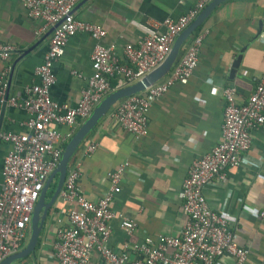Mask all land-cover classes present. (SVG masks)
Returning a JSON list of instances; mask_svg holds the SVG:
<instances>
[{"label": "crops", "instance_id": "0c3cea01", "mask_svg": "<svg viewBox=\"0 0 264 264\" xmlns=\"http://www.w3.org/2000/svg\"><path fill=\"white\" fill-rule=\"evenodd\" d=\"M195 3L196 0H82L74 7L73 16L100 26L106 32L103 45L115 46L117 56L122 57L127 44L161 29L167 18L178 19ZM263 20L264 0L220 4L200 27L199 33H205V38L193 75L152 104L148 136L134 141L107 115L72 156L68 167L80 165V192L93 203L106 193L108 178L119 165L129 164L112 208L134 220L137 227L127 237L114 222L110 240L114 251L119 253L126 242L139 244L180 235L186 222L180 197L182 183L191 164L220 140L224 88L235 87L238 100L246 101L264 75ZM41 26L40 21L28 17L19 0H0V44L14 48L7 61L0 59V77L6 72L10 97L24 99L25 89L38 83L35 71L43 62L53 32V27H48L37 35ZM194 36L183 45L179 57ZM94 43L87 34L75 35L54 66L56 81L51 98L59 105H78L92 75ZM239 55V65L231 74ZM27 118L23 109L9 105L0 108V127L4 131L27 133ZM251 137V150L246 156L249 163L229 169L225 183L212 182L203 194L209 208L227 220L237 243L248 251L245 264H264V125L253 129ZM90 142L98 147L93 155L85 157L83 152ZM9 149L8 144L0 142V190L3 161ZM56 185L55 179L46 192V203ZM62 209L57 198L48 211L34 252L12 264H57L52 244L56 232L69 226ZM29 236L30 229L26 245ZM216 264H233V259L224 256Z\"/></svg>", "mask_w": 264, "mask_h": 264}, {"label": "built area", "instance_id": "2783aa9c", "mask_svg": "<svg viewBox=\"0 0 264 264\" xmlns=\"http://www.w3.org/2000/svg\"><path fill=\"white\" fill-rule=\"evenodd\" d=\"M80 1L19 0L28 17L42 23L37 35L48 27L54 30L43 62L35 71L38 83L25 89L24 99L10 97L6 72L0 77V108L9 105L23 109L28 116L27 133L16 134L0 127V142L10 146L1 171L0 264L18 253L21 243L27 240L40 193L61 160L63 146L74 136L79 124L111 92L134 84L162 64L177 36L213 0H196L178 19L167 18L161 29L127 44L122 57L117 56L115 46L103 45L106 32L100 26L74 18L73 9ZM78 34H87L95 42L91 54L92 75L78 105L69 107L52 100L51 88L56 81L54 66L63 57L70 38ZM204 38L205 33L194 36L164 79L143 93L121 100L108 113L134 141L139 142L149 134L152 104L193 75ZM13 49L0 44V59L7 61ZM72 75L82 77L77 72ZM112 82H115L114 89ZM223 99L220 140L209 153L191 164L182 183L180 197L186 222L179 236L139 244L126 242L119 253L114 251L110 246L114 222H118L127 237L137 227L134 220L115 213L112 208L115 197L121 193L122 178L129 164L119 165L108 178L106 193L93 203L80 192V165L74 163L68 167L58 195L63 205L61 214L69 226L56 232L52 244L57 264H93L94 260L98 264H216L224 256L232 258L233 264H245L248 251L237 243L227 220L209 208L203 190L212 182L225 183L229 169L249 163L246 156L252 146L251 132L264 125V75L246 101L238 100L233 86L224 88ZM97 147L95 142H90L84 156L93 155Z\"/></svg>", "mask_w": 264, "mask_h": 264}, {"label": "water", "instance_id": "95a60500", "mask_svg": "<svg viewBox=\"0 0 264 264\" xmlns=\"http://www.w3.org/2000/svg\"><path fill=\"white\" fill-rule=\"evenodd\" d=\"M231 0H213L210 2L195 18V20L181 33L177 36L169 54L166 59L152 72L135 82L134 84L123 87L119 90L111 92L107 95L93 110L90 117L85 120L74 136L70 139L63 150L61 160L57 168L48 177L41 193L39 199L35 205V208L31 217L30 224V236L26 247L9 257H7L1 264H12L15 261L24 259L31 255L38 243L39 235L44 225L48 211L52 208L56 202L58 195L63 187L69 162L72 156L78 151L86 137L96 128L99 122L108 115L112 108L121 100L143 93L150 87L164 79L169 72L172 70L173 66L177 62L181 49L186 41L202 26L205 20L211 15V13L223 2ZM232 1H246V0H232ZM54 30V28H53ZM240 55L237 57L233 64V69L231 74L237 69L240 62ZM6 106V105H5ZM57 180V185L55 191L48 203L46 200V192L53 182Z\"/></svg>", "mask_w": 264, "mask_h": 264}, {"label": "trees", "instance_id": "16d2710c", "mask_svg": "<svg viewBox=\"0 0 264 264\" xmlns=\"http://www.w3.org/2000/svg\"><path fill=\"white\" fill-rule=\"evenodd\" d=\"M199 32H200V28L194 33V35L196 36L197 34H199ZM114 86H115V82H112V87H113V89H114ZM119 103V102H118ZM117 103V104H118ZM116 104V105H117ZM116 105L114 106V107H116ZM114 107L112 108V109H114ZM67 144H65V146H66ZM65 146H63V149L65 148ZM26 241L27 240H25L23 243H21V246H20V250H22L24 247H25V245H26Z\"/></svg>", "mask_w": 264, "mask_h": 264}]
</instances>
